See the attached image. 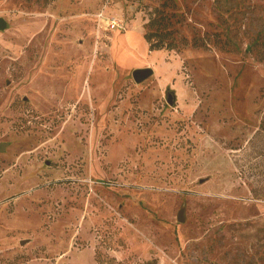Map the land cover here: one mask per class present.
Returning <instances> with one entry per match:
<instances>
[{
  "label": "rangeland",
  "instance_id": "obj_1",
  "mask_svg": "<svg viewBox=\"0 0 264 264\" xmlns=\"http://www.w3.org/2000/svg\"><path fill=\"white\" fill-rule=\"evenodd\" d=\"M157 7L174 49H149ZM0 16V264H264V0Z\"/></svg>",
  "mask_w": 264,
  "mask_h": 264
},
{
  "label": "trees",
  "instance_id": "obj_2",
  "mask_svg": "<svg viewBox=\"0 0 264 264\" xmlns=\"http://www.w3.org/2000/svg\"><path fill=\"white\" fill-rule=\"evenodd\" d=\"M145 30L144 35L150 50H170L178 46L177 42L174 41L175 30L171 29L170 17L160 7L151 11ZM195 44L198 45L197 42Z\"/></svg>",
  "mask_w": 264,
  "mask_h": 264
},
{
  "label": "water",
  "instance_id": "obj_3",
  "mask_svg": "<svg viewBox=\"0 0 264 264\" xmlns=\"http://www.w3.org/2000/svg\"><path fill=\"white\" fill-rule=\"evenodd\" d=\"M8 28V20L4 16H0V31ZM154 73V69L152 67H142L136 68L133 71V77L137 82H142L149 78ZM166 99L170 105H175L177 103V94L174 89L168 87L166 89ZM178 219L181 221L185 220V208H181Z\"/></svg>",
  "mask_w": 264,
  "mask_h": 264
},
{
  "label": "built area",
  "instance_id": "obj_4",
  "mask_svg": "<svg viewBox=\"0 0 264 264\" xmlns=\"http://www.w3.org/2000/svg\"><path fill=\"white\" fill-rule=\"evenodd\" d=\"M97 20L99 25H103L109 29H125V26L120 19L113 16H107L103 11L97 14Z\"/></svg>",
  "mask_w": 264,
  "mask_h": 264
}]
</instances>
